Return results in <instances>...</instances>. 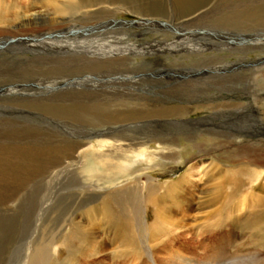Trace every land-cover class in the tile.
I'll return each instance as SVG.
<instances>
[{"label": "bare ground", "instance_id": "6f19581e", "mask_svg": "<svg viewBox=\"0 0 264 264\" xmlns=\"http://www.w3.org/2000/svg\"><path fill=\"white\" fill-rule=\"evenodd\" d=\"M42 1L40 3L38 0H31L22 11L16 13L7 12L0 7V28L17 24L19 26H37L40 24L63 23L65 19L81 13V16L85 17L84 19L87 18L86 20L98 19L102 20L103 25L105 23V26H107L106 30L101 28L100 32H98L99 29L96 32L100 41L106 42V39H108L106 42L108 43L114 42L113 39H115L118 40L117 42H121L122 40L124 44L125 42H134L142 51L138 52L139 54L114 57L107 60L102 59L99 55L96 61L95 59H88V57L82 59H69L71 57L56 58L31 62L12 58L13 62L0 63V71H4L7 74L36 73L59 81L70 80L71 84L78 85L79 83H84V87L82 86V89L74 90L73 94L67 93V90L64 93L59 92V90L56 91L53 99L59 98L63 101H71L75 106H71L73 107L71 110H66L69 105L66 106L65 112L77 120L81 119L79 121L85 124V126H82V129L85 132L86 141L77 143V145L75 144V152L77 149L78 151L71 153V155L79 158L83 165H86L87 155L93 152L102 168V178L105 179H109L114 169L120 166L130 171V174L134 173L118 182H110L108 185L97 183L98 185H95L99 190H103V193L101 192L102 194L99 197L97 196V199L94 197V201H91V204L94 202V205L91 209L87 210V221L89 223L77 220V214L73 215L72 219L78 225L82 239H90V245L93 244L92 250L84 252L85 258H96L102 253V248L106 247L103 245L104 238L98 234L103 225L98 218L100 213L102 215V211L105 212L107 218L104 225L108 226L111 223L116 227V229L111 231L113 233H117L124 226L132 223L133 215L139 226H145L142 214L146 212L148 208L146 206L149 204L151 205L153 215L151 223L148 224V231L151 235H158V238H161V233L166 228L164 226L170 227L169 229L183 228L185 220L181 218L179 221L178 217L173 216L175 215L173 211H179L181 208V215L183 216L187 210H190L191 205H193L191 204V200L195 193V184L198 185L199 176H201V179L206 180V184L212 187V189H208L211 197L203 198L204 202H202V205H199L201 214L203 215L201 218L205 215H211V217L216 218L223 216L220 213L222 210L226 212L225 218L222 219V226H227L228 230L233 225L238 228L246 223L259 226L260 224L264 225V212L261 215L254 214V211L258 208L264 209V0H215L217 5L214 4L215 6L213 7H210V3L213 0H173L171 8L167 5H161L158 0ZM231 1H235L236 4L228 3ZM4 5L6 6V4ZM221 9L222 11L218 12ZM169 10L178 14L182 13L178 19L183 24L189 22L195 23L203 19H211L212 23H218L219 28L225 31V35L218 38V43L221 45H226L227 42L234 43L236 39L243 42H240L237 47H228L229 44L226 48L218 47L214 52L210 53L208 56L212 62V66L210 67L205 66L204 60H202L203 63H201L202 65L199 68H209L213 74L209 79L207 78L206 83H204V79L199 81V87L202 86L204 88L206 85L212 84L214 94L217 92L218 97L217 99L214 98L212 102L213 109H211L213 111L208 112L213 114L214 127L212 130L201 131V127L198 126L199 128L195 127L194 132H188L189 136L187 138H181L186 139L193 147L195 146V150H198L195 154L196 161L178 180L167 183L163 189V187H159L160 183H156V180L146 173L155 168H164L169 162L167 160L176 162L180 153V147L178 145L179 138L164 134V126L160 125L158 121L173 115L186 117L190 113L197 111L199 107L186 106L185 104L187 97L192 95L190 87L186 84L187 82H168L167 86H163L160 89L158 87L155 91H150V88H144V85L150 81H156L157 83L159 76H166H164L162 67L171 66L168 63L169 56H156L152 52L146 55V45L150 43L149 47L151 44L157 42L156 39L160 40V38H154L151 43L147 37L135 34L137 29L134 32L129 30V28L118 29V25L121 22L119 21V23L116 17L121 13L130 11L135 13L139 18H142L141 20L160 19L165 18L164 16L168 15ZM175 13L174 15L176 16ZM141 22L144 23L145 21ZM115 25H117L116 29L112 30L111 28ZM237 27H241V29L237 30ZM128 47L130 48V46ZM252 51L258 52L256 58L252 59L248 57ZM150 69L153 72H148L151 71ZM72 73L76 75L71 76ZM96 76L101 79V82L95 81ZM103 81H105L104 85ZM141 83L143 84L140 85ZM96 87L99 88L96 89ZM25 93L28 94L27 92ZM67 94L71 95L72 98ZM32 98H34L33 101L42 99L36 96ZM17 99L21 100V98ZM27 103L29 104V102ZM54 110L56 111V108ZM57 111L59 110L57 109ZM58 117L60 116L58 115ZM71 117L70 119H72ZM149 122H157L159 124V131L154 136L144 133L148 129ZM88 123L92 127H88ZM199 123L196 121L197 125ZM162 127L163 129L160 131ZM19 129H10L2 124L0 127V137L7 140L10 131L17 135L20 133ZM200 135H206L207 139L197 142L196 139ZM162 136L166 137L161 139ZM95 137L98 139L94 141L93 138ZM19 139L18 141L13 140L16 144L21 145L23 138ZM251 139L254 140L252 141ZM4 143L7 144V142ZM17 159L19 158L17 157ZM221 160L224 162H221ZM14 162L16 161L14 160ZM134 166L137 169L131 171V168ZM126 170L125 172H127ZM7 173L9 174V172ZM8 174L5 176H8ZM87 178L92 179L91 175H87ZM142 185L143 189L141 188ZM91 186H93V183H91ZM188 186L191 190L189 195L186 194L188 193ZM192 188L194 189L192 190ZM257 190H261L262 192H258ZM161 191L163 197L159 195ZM240 191L244 192L245 195L241 197L238 194ZM90 198L93 200V197ZM167 198L173 201V207L165 201ZM87 203L86 200H82L80 205L86 206ZM227 217L230 219L229 222H225ZM232 218H234L233 222H231ZM217 221L221 223V219L218 218ZM106 231L107 229L104 226L103 232ZM226 235H224L223 242L229 244L232 239L228 237L225 239ZM82 239H79V241ZM156 240L159 241L158 239ZM96 246L99 247L98 251L95 249ZM46 252L43 255L40 254L37 258L47 259L48 254ZM158 253L168 255L163 257L165 258L164 264H178L179 262L181 264L183 262L192 264L193 261L192 258H187L181 252V249L176 251L175 256L177 261L173 262H170V251L167 246L161 248ZM259 254L258 252L249 251L246 257H242V264H255L256 261L257 264H264V257H259ZM250 257H254V259L251 260ZM91 263H94V261H89L86 264Z\"/></svg>", "mask_w": 264, "mask_h": 264}, {"label": "rangeland", "instance_id": "374dc122", "mask_svg": "<svg viewBox=\"0 0 264 264\" xmlns=\"http://www.w3.org/2000/svg\"><path fill=\"white\" fill-rule=\"evenodd\" d=\"M30 1L0 0V7L7 12L16 13L22 11ZM172 1L158 0L161 5H167L169 8H171ZM38 2L41 3L43 1L38 0ZM228 3L236 4L235 1ZM214 4L217 5L215 0L210 3V7L215 6ZM220 11L222 9L218 10V12ZM124 13L116 17L118 22H121H119L118 29L129 28L132 32L137 29L135 34L147 37L151 43L154 38H160V40L156 39L157 42L151 44L149 47L150 43L146 45V55L152 52L156 56H169L168 63L171 66L162 67L166 78L159 76L157 83L156 81H150L148 84H145L146 86L144 85V88H150V91H155L158 87L160 89L163 86H167L168 82H187L186 84L190 87L192 95L187 97L185 104L186 106L199 107L197 111L190 113L186 117L173 115L159 121L157 120L160 125L164 126V134L179 138L178 145L180 147V153L176 162L167 160L169 162L164 168H155L146 173L154 178L156 183H160L159 187H163L164 189L167 183L178 180L196 161L195 154L198 150H195V146L193 147L186 139L181 138H187L189 136L188 132H194L195 127H201V131L212 130L214 127L213 114L208 112L213 111L212 102L214 98L217 99L218 97L217 92L214 94L212 84H208L204 88L202 86L199 87V81L204 79V83H206L207 78L209 79L213 74L209 68H199L202 65L201 63H203L202 60H204L205 66L210 67L212 66L211 59L208 57L210 53L214 52L218 47L226 48L228 44V47H237L243 41L236 39V42H227L226 45L222 44V46L218 43V38L225 35V31L219 28L218 23H212L211 19H208L209 21L203 19L201 20L202 22L200 20L195 23L192 22L193 25L191 22L181 23V20L178 18L182 13L180 15L170 10L168 15L164 16L165 18H152L151 20H141L142 18H139L135 13L130 11ZM69 18L65 19L63 23L40 24L37 26H19L17 24L0 28L2 29L0 32V63L13 62L12 58L31 62L56 58L71 57L69 59H82L88 57V59H95L96 61L99 55L102 59L107 60L142 52L134 42H125L124 44L122 40L121 42H117L118 40L115 39H113L114 42L108 43H106L108 39H106L107 41L103 39L106 42L100 41L96 32L98 29V32H100L101 28L103 30L107 28L105 23L103 25L102 20H86L87 18L84 19L85 17L81 16V13ZM116 27L117 25L111 29L114 30ZM240 29L241 27H237V30ZM249 55L247 54L248 57L253 59L256 58L258 52L252 51ZM150 70L148 72H153L152 69ZM74 75L76 74L72 73L71 76ZM95 81L101 82V79L97 77ZM104 84L105 81H103ZM82 86L84 87V83H79L78 85L71 84L70 80L59 81L36 73L7 74L4 71H0V127L4 124L10 129L20 128V133L17 135L10 131L7 140L0 137V142L2 141L0 144V264H86L89 261H94L91 264H164L165 258L163 257L168 255L158 253L164 246H167L170 251V262L177 261L175 255L178 249H181V252L187 258H192V264H242V257H246L249 251L258 252L260 253L259 257H264V225L260 224L259 226L246 223L238 228L233 225L228 230L227 226H222V219L226 215V212L222 210L220 213L223 216L216 218L211 217V215H205L201 218L203 215L201 214L199 205H202V202H204L203 198L211 197L208 189H212V187L206 184V180L201 179V176H199L198 185L195 184L196 188L194 187L196 190L192 188L195 193L193 194V201L191 200V204L193 205H191L190 210H187L183 216L181 215V208L179 211H173L175 214L173 216L178 217L179 221L181 218L185 220L183 228L169 229L170 227L164 226L166 228L161 233V238H158V235H151L148 231V224L151 223L153 215L151 205L149 204L146 206V208L148 207L146 212L142 214L145 226H139L133 215L132 223L124 226L117 233H113L111 231L116 229V227L111 223L108 226L104 225L107 218L105 212L102 211V215L100 213L98 218L103 225L98 234L104 238L103 245L106 247L102 248V253L96 258L86 259L84 252L92 250L93 244L90 245V239H82L78 225L72 219L73 215L77 214V220L89 223L87 221V210L91 209L94 205V202L91 204V201H94L95 198L97 199L103 193V190H99L95 185H98L97 183L108 185L110 182H118L134 173L130 174V171L120 166L121 168L117 167L114 169L109 179H105L102 178V168L93 152L87 155L86 165H83L79 158L71 155V153L75 152L77 143L86 141V135L82 129V126H85V124L79 121L81 119L77 120L65 112L68 109L71 110L73 108L71 106H75L71 101H63L59 98L53 99L55 92L58 90L62 93L67 90V93L73 94L74 90L82 89ZM98 88L96 87V89ZM211 91H213L212 94ZM33 96L42 99L33 101ZM17 98H21V100ZM219 99L221 98L219 97ZM68 105L69 107L65 110V107ZM55 108L56 111L54 110ZM196 121L200 122L199 125L196 124ZM158 123L149 122L147 132L144 130V133L150 136L157 134L159 131ZM222 123L224 122L222 121ZM87 125L88 127H92L89 123ZM162 129L163 127L160 131ZM205 136L200 135L196 141L201 142L202 139H207V136ZM165 137L162 136L161 139ZM19 138H23L21 145L15 143V141L20 140ZM96 139L98 138H93L94 141ZM251 140L253 141L254 139ZM248 141L250 140L248 139ZM4 142H7V144ZM18 161L21 163H18ZM221 162L224 161L221 160ZM131 169V171H134L137 168L134 166ZM7 174L8 176H5ZM87 175H91L92 179H88ZM91 183H93V186H91ZM141 188L143 189V185ZM162 191L159 194L161 197H163ZM257 191L260 192L261 190ZM187 192V195H189V192L191 193L190 188ZM238 194L241 197L245 195L242 191ZM88 197H93V200ZM82 200L88 202L86 206L80 205ZM165 201L173 207V201L168 198ZM263 212V208H258L254 211V214L261 215ZM218 218L221 219V223L217 221ZM227 219L228 217L225 222H229L230 219ZM233 221L234 218H232L231 222ZM104 226L107 229L106 232H103ZM253 229H257L258 231H253ZM225 234H227L225 239L227 237L232 239L229 244L223 242ZM79 239L83 241H79ZM95 249L98 251L99 247L96 246ZM44 252L48 254L47 259H38L37 257L40 254L43 255ZM171 255L174 257L172 258ZM250 259L253 260L254 257H250ZM178 264H181V262ZM183 264L188 263L183 262ZM255 264H257V261Z\"/></svg>", "mask_w": 264, "mask_h": 264}]
</instances>
